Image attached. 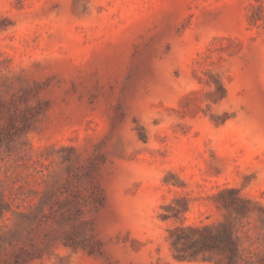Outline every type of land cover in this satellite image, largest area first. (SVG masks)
Wrapping results in <instances>:
<instances>
[{"label":"rangeland","instance_id":"374dc122","mask_svg":"<svg viewBox=\"0 0 264 264\" xmlns=\"http://www.w3.org/2000/svg\"><path fill=\"white\" fill-rule=\"evenodd\" d=\"M225 187L264 205V0H0V264H221Z\"/></svg>","mask_w":264,"mask_h":264},{"label":"trees","instance_id":"16d2710c","mask_svg":"<svg viewBox=\"0 0 264 264\" xmlns=\"http://www.w3.org/2000/svg\"><path fill=\"white\" fill-rule=\"evenodd\" d=\"M220 198L219 207H224L234 218L227 217L218 224H205L200 237L193 242L191 254L201 251L208 253L207 259H212L215 252L222 255L221 264H264V251H260L256 242L264 243V205L259 201L246 198L237 188L225 187L217 194ZM256 215L261 222L263 231L255 237L254 226L250 218ZM183 236L178 235L173 243Z\"/></svg>","mask_w":264,"mask_h":264}]
</instances>
